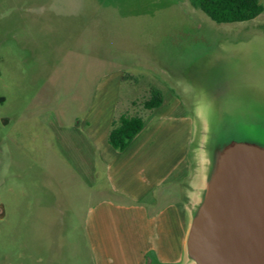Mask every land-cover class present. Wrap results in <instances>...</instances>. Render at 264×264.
<instances>
[{"label": "rangeland", "instance_id": "374dc122", "mask_svg": "<svg viewBox=\"0 0 264 264\" xmlns=\"http://www.w3.org/2000/svg\"><path fill=\"white\" fill-rule=\"evenodd\" d=\"M152 86L164 101L147 109ZM122 114L146 125L119 150ZM231 129L264 140V11L218 22L189 0H0V264H97L95 211L117 205L123 236V207L160 210L185 185L193 197Z\"/></svg>", "mask_w": 264, "mask_h": 264}, {"label": "water", "instance_id": "95a60500", "mask_svg": "<svg viewBox=\"0 0 264 264\" xmlns=\"http://www.w3.org/2000/svg\"><path fill=\"white\" fill-rule=\"evenodd\" d=\"M236 133L212 145L187 239L197 264H264V140Z\"/></svg>", "mask_w": 264, "mask_h": 264}, {"label": "crops", "instance_id": "0c3cea01", "mask_svg": "<svg viewBox=\"0 0 264 264\" xmlns=\"http://www.w3.org/2000/svg\"><path fill=\"white\" fill-rule=\"evenodd\" d=\"M179 162L173 164L167 172L158 173L153 184H161L182 163ZM183 171L187 176V168ZM206 182L207 178L200 185L190 183L189 187L195 189L193 197L185 191L184 183L175 184L177 189H182V186L184 188L181 190L182 200L170 202L157 211L146 205L123 207L133 215L132 222L127 223L130 227L126 228L128 231L123 232V236L118 232L117 225L112 227L115 224L112 221L115 220L111 216V208H117V205H112L111 210L102 208L95 211L94 219L91 218L89 223V233L97 250V264H197L188 254L187 239ZM175 190L172 187L167 194L175 193ZM149 252L151 255L147 257Z\"/></svg>", "mask_w": 264, "mask_h": 264}, {"label": "trees", "instance_id": "16d2710c", "mask_svg": "<svg viewBox=\"0 0 264 264\" xmlns=\"http://www.w3.org/2000/svg\"><path fill=\"white\" fill-rule=\"evenodd\" d=\"M218 22H238L253 19L264 11L262 0H189ZM164 95L161 89L152 86L149 97L144 101L147 109L162 105ZM146 120L141 115L122 114L112 123L108 135L109 143L116 149L124 150L144 129Z\"/></svg>", "mask_w": 264, "mask_h": 264}]
</instances>
